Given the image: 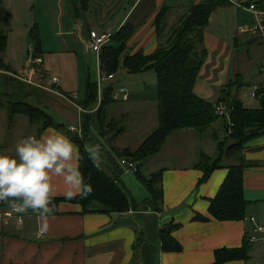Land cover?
Listing matches in <instances>:
<instances>
[{"label": "crops", "instance_id": "1", "mask_svg": "<svg viewBox=\"0 0 264 264\" xmlns=\"http://www.w3.org/2000/svg\"><path fill=\"white\" fill-rule=\"evenodd\" d=\"M203 1L89 0L86 11L80 9L76 12L72 0L0 2L1 29L7 36L2 62L9 69L0 70V151L13 149L23 137L43 132L49 127L73 134L68 129L70 126L76 128L80 123L82 114L77 107L81 108L78 102L85 97V85L81 98L71 99V94L78 91L80 82L85 84L87 80L83 70L85 55L93 54L84 52L89 31L95 30L112 37L128 25L133 34L127 42V53L149 55L158 46L167 45L187 7ZM229 1L230 5L220 7L211 15L204 31L203 44L196 48L198 55L203 56V64L194 91L197 94L196 88L200 86L199 97L215 102L220 88L240 75L244 86L237 94L238 99L246 108L256 109L259 107L258 100L250 95L251 91L264 87V39L260 35L238 32L239 27L248 29L255 24L254 14L242 5L251 0ZM161 11L165 14L156 21ZM21 14L23 22L19 20ZM8 24L25 28V32L30 34L36 28L41 52L38 64L33 56L32 60L26 61L25 67L16 63L12 49H20L21 43L14 30L9 37ZM14 34L16 37H13ZM30 50L33 53V47ZM93 56L98 70L106 75L100 70L99 58L95 54ZM117 76L116 80L102 83L98 101L102 100L105 88H113L114 84L120 83ZM53 78L57 79L56 83H52ZM129 96L130 93L128 100ZM3 98L5 103L1 102ZM16 99L42 109L53 124L44 126L43 121H31L23 114L10 117L6 106ZM111 105L113 103L107 106V121L115 118L108 116ZM129 110L121 113V118ZM215 126L205 131H174L153 155L157 157L155 163L159 160L160 163L153 167L151 174L162 170L160 211L138 208L125 213H83L80 205L62 201L58 205V214L49 219V229L43 235L38 234L41 223L38 214H25L21 224L15 220L6 223L0 219V264H213L216 250L240 248L246 239L245 233L250 230L244 218L254 216L258 222H264V136L244 144L243 158L256 166L247 168L242 176L243 197L248 202L243 220L194 221L196 214L209 218V200L215 197L228 174L226 168H218L204 183L198 184L203 175L196 168L200 155L202 152L210 158L216 155L214 138H219L220 131ZM181 131L186 135L179 136L182 141L175 149L177 153L173 158H176L168 165L165 162L170 156L165 152L168 140L177 137L175 135L179 134L176 133ZM206 132L204 135L208 137L203 136ZM185 141L188 142L184 144ZM123 149L130 148L113 147V150ZM225 163L236 162L226 160ZM54 183L55 198H64L62 179L55 178ZM169 223L178 225L171 235L182 247L178 253L161 249L160 231ZM249 247L247 259L223 264H252L263 259V245Z\"/></svg>", "mask_w": 264, "mask_h": 264}, {"label": "trees", "instance_id": "2", "mask_svg": "<svg viewBox=\"0 0 264 264\" xmlns=\"http://www.w3.org/2000/svg\"><path fill=\"white\" fill-rule=\"evenodd\" d=\"M230 4L229 0H205L201 4L187 7L185 14L174 28L167 45L158 46L149 55L142 52L134 55L127 53V42L133 34V29L128 25L118 30L111 37L109 44L107 43L101 49L98 55L100 70L106 75L115 76L121 67L129 75H136L144 71H153L156 74V129L145 138L136 150H113L114 155L119 159H126L137 164L135 174L145 185L148 197L142 202H137L120 185V177L124 171L115 162L113 156L111 157L113 163H109L110 170H107L108 173L104 170L98 171L87 159V154L84 152L86 137L89 135L88 132L93 129L96 130L97 124L107 127L111 125V130L116 128V132H114L115 130L112 131L113 137H116L121 131L115 127L118 120L107 121L106 108L109 104L116 103L111 97L112 87L105 88L102 100L98 104L97 85L87 78L85 97L81 102H78L79 107L83 110L80 118L82 138L79 139L73 136L74 134L70 136L80 146L83 157L80 161L81 170L94 190L90 196L83 199L80 197L72 200L55 198L53 200L55 215L58 214V205L62 201L80 205L83 213H125L128 210H137L138 208L160 211L162 207V170L151 174L146 180L139 175L140 162L157 154L172 132L189 129L205 131L220 122L225 133L224 137L221 140L214 138L216 142L215 157L210 158L203 152L200 155L196 168H199L203 175L198 184L204 183L215 169L226 168L228 174L215 197L209 200V218L196 214L194 221L207 222L209 219L220 222L243 220L248 202L243 197L242 176L247 168L256 166L243 158V150L246 142L264 136V87L255 91L259 103V107L256 109L246 108L238 99L237 94L244 86L240 75H236L234 79L221 87L219 97L215 102L206 101L194 94L196 79L203 64V56L198 55L196 48L203 44L204 31L211 15L220 7ZM88 5L89 0H72L75 12L80 9L86 11ZM242 5L245 9L254 6L264 15V0H251ZM162 14L164 15L165 12L161 11L157 15L156 21ZM31 39L33 57L38 59L41 52L36 28L31 32ZM6 44L7 36L1 29L0 20V70L9 71L2 62V54L6 49ZM19 100L11 101L6 106L10 117L23 114L29 117L31 121H43L44 126L53 124L52 119L42 109ZM218 105H222L224 110L228 112L227 117L216 114L215 109ZM226 160L236 163L226 165ZM177 229L178 225L173 223H169L161 229L159 237L163 251L178 253L182 250L181 245L171 236ZM249 246L250 244L245 239L240 248L216 250L213 264H223L233 260L243 261L247 259Z\"/></svg>", "mask_w": 264, "mask_h": 264}, {"label": "clouds", "instance_id": "3", "mask_svg": "<svg viewBox=\"0 0 264 264\" xmlns=\"http://www.w3.org/2000/svg\"><path fill=\"white\" fill-rule=\"evenodd\" d=\"M84 152L92 166L102 171L103 146L90 143ZM82 159L80 146L54 127L23 137L13 149L0 151V203H8L16 213L38 214V234H45L55 215V178L62 179L67 200L87 198L94 190L81 170Z\"/></svg>", "mask_w": 264, "mask_h": 264}, {"label": "rangeland", "instance_id": "4", "mask_svg": "<svg viewBox=\"0 0 264 264\" xmlns=\"http://www.w3.org/2000/svg\"><path fill=\"white\" fill-rule=\"evenodd\" d=\"M4 1L5 0H0V2L2 3ZM20 16L21 17L19 18V20L20 22H23L24 16L22 14ZM2 23L4 24L5 22H2ZM11 30H14V32L17 34L18 40L21 43L20 49H18V47L12 49L14 60L16 56V60H15L16 63L25 67L26 61L28 59L29 61L32 60L31 58L33 56L32 50H30V48L33 47L31 34L29 31L25 32V28L17 27L15 26V24L13 25L8 24L7 34L10 33L9 37L11 36V33H12ZM13 37H16V35L14 34ZM25 39H26V44H24ZM85 56H86L84 60L85 62L83 65L85 80L86 78H89L92 82H95L96 84L98 82L97 74L99 73V70H98L99 67L98 65H96V62L94 61L93 54H88ZM17 73L19 76H21L20 72H17ZM82 74H83V71H82ZM56 75L59 77V74H56ZM116 75H119L117 76V79L118 80L120 79V83L114 84V85L116 86L120 84L124 86L125 88H127L126 89L127 93H130L128 101L126 102L117 101V103H113V105H111L108 110L109 111L108 116L115 117L113 119L118 120L116 121L117 123L115 124V127H117L118 129H121V131L116 137H114V140H113L114 133L112 131L115 130L114 132H116V128L114 130H111L110 128L111 125L107 127L106 125L100 126V124H97L96 130L93 129L92 131L88 132L89 135L88 137H86L87 141L85 142V146L90 143L99 142L103 146L104 153H105L106 163L102 166L103 170L106 173H108L107 170H110L109 163L111 164L113 163V161L111 160V157L113 156V159L115 160V162L124 171V173L120 177V185L128 191L129 195H132L138 201H143V199L148 196V191L145 185L142 183V181L138 178L136 174L131 173L127 170L126 165L120 164L121 159H119L118 157L114 155L113 147L115 149H118L121 147H127L132 150H135L142 143V141L145 140V138L156 129L157 127V124H156L157 114L155 110L156 103H157L156 74L153 71H144L136 75H129L121 67L116 73ZM80 84L81 85L78 91L76 92L77 95L76 93L71 94V98H74L73 96L75 95V98L77 100V96L79 98L83 96L84 85H86V83L83 84V82H80ZM244 91L248 92L247 89H244ZM196 92L197 94L196 93L194 94L199 96L198 93H201L200 86L196 88ZM99 93H100V90L98 89V85H97V97H99ZM208 97H212V96H208ZM251 100L252 99H250V101ZM1 102L5 103L6 99L3 98ZM107 109L108 107L106 108V112H107ZM128 109H131V110H129V112H127V114L124 115V118H121V113H123L125 110H128ZM77 110L81 114L83 113V110H81V108L77 107ZM80 124L81 122L78 123V126H80V129L82 130V127ZM215 127H216V130L220 131L219 132L220 140L223 139L225 133L222 130V124L219 122L218 125L216 124ZM207 132L203 133V136L208 137V135H204V134H207ZM176 134H179V135H175L177 137H174L170 141L168 140V145L165 148V152L167 153L166 155L168 156L170 155L165 160V162L168 163V165L174 162V159L176 158V157L173 158V155L177 153L175 149H178L177 146L179 142L182 141L179 139V136L183 137L186 135V133H182V131L181 133L177 132ZM188 134L192 135V133H188ZM73 136L81 139L82 131H81V136H79L78 134H74ZM187 142L188 141H185L184 144H186ZM156 158L157 157L152 156L140 162L139 175L141 178H145L146 180L149 179L151 175V170L153 169V167H155V165H158V163H160V160L157 163H155V161L157 160ZM157 169H155L154 171H156Z\"/></svg>", "mask_w": 264, "mask_h": 264}, {"label": "built area", "instance_id": "5", "mask_svg": "<svg viewBox=\"0 0 264 264\" xmlns=\"http://www.w3.org/2000/svg\"><path fill=\"white\" fill-rule=\"evenodd\" d=\"M246 10L252 12L255 16V24L250 26L248 29L239 27L238 32L240 34H249L250 36H256L260 35L264 39V21L262 19L263 13L259 12L254 8V6H250L249 8H246ZM111 41V36L109 34L105 33H99L95 30H91L88 33V38L87 41L85 42L84 45V52L85 53H93L97 58H99V54L101 52V49L109 44ZM40 62V60H36V63ZM264 71V69H263ZM112 81L116 80V77L114 75H104L99 71L98 75V82L96 83L98 85V89L100 92H102V83L105 81ZM56 83L57 79L53 78L52 83ZM114 82V81H113ZM256 90L251 91V97L256 98ZM104 94V92H103ZM128 93L126 91V88L122 86H114L112 88L111 92V97L114 101H121V102H126L128 101ZM74 98L71 99H76L75 95L73 96ZM101 101V100H100ZM100 101L99 104H100ZM216 114L219 116H228V112L224 110L222 105H218L215 109ZM70 131L73 132V134H78L81 136V129L80 126H77L76 128L74 127H69ZM230 133V132H229ZM122 165H126L127 170L131 173H136L137 172V164L134 162H130L126 159H122L120 161ZM25 214H20L16 213L12 210L11 206L8 203H0V219L3 220L4 222H10L11 220H15L17 224H21L23 222ZM246 219V222L250 225V230L245 233L247 242L250 245H263L264 246V222H258L257 219L254 216H251L249 218H244ZM252 264H264V257L262 260L255 261Z\"/></svg>", "mask_w": 264, "mask_h": 264}]
</instances>
